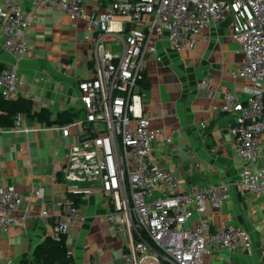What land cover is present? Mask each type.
<instances>
[{
  "label": "built area",
  "instance_id": "2783aa9c",
  "mask_svg": "<svg viewBox=\"0 0 264 264\" xmlns=\"http://www.w3.org/2000/svg\"><path fill=\"white\" fill-rule=\"evenodd\" d=\"M3 1L2 45L12 57L0 66V96L5 99L16 98L20 91L19 65L30 47L26 32L35 9L62 7L71 18H83L91 34L92 73L77 83L79 115L40 128L72 139L62 170L68 196L58 202L57 211L51 207L54 202L40 210L41 217L52 219L56 235L85 220L79 200L97 191L107 205L104 217L122 241L124 264H211L206 257L221 251L229 254L220 256L223 264H243L235 258L241 252H253L251 233L232 223L215 228L203 214L208 209L221 210L233 186L264 193V0H97L89 13L85 0H31L30 9L17 0ZM229 16L242 55L239 68L231 73L248 80L249 97L242 102L228 89L221 110L235 114L231 127L241 168L233 182L194 185L187 190L175 170L153 158L160 130L151 127L144 107L146 55L156 54L157 42L164 37L176 49L195 48L210 39L212 24ZM41 79L34 77L35 82ZM25 95L31 97L30 88ZM25 117L18 112L9 128L28 134L32 128L23 125ZM75 126L81 130L72 135ZM3 128L0 125V133ZM35 193L44 196L41 187ZM21 206L22 195L15 187L0 184V232L6 234L14 227L17 213L25 218ZM85 264L105 262L90 258Z\"/></svg>",
  "mask_w": 264,
  "mask_h": 264
},
{
  "label": "crops",
  "instance_id": "0c3cea01",
  "mask_svg": "<svg viewBox=\"0 0 264 264\" xmlns=\"http://www.w3.org/2000/svg\"><path fill=\"white\" fill-rule=\"evenodd\" d=\"M17 1L25 9L31 8V0ZM96 1L85 0V11L91 12ZM0 5H4L3 0ZM208 33L210 39L195 48L176 49L164 37L157 42V53L146 55L144 107L151 127L160 130L153 158L175 170L187 190L194 185L233 182L241 168L231 127L235 114L222 111L221 106L228 89L246 102L249 82L231 73L239 68L242 57L232 35L231 17L212 24ZM90 36L86 21L71 18L62 7L35 9L26 32L30 47L19 65L21 87L17 97H27L25 90L30 88L33 109L47 108L53 119L63 110L79 112L77 83L92 73ZM3 39L0 21V66L12 61L3 48ZM37 76L41 81H34ZM23 125L32 128L28 134L10 128L0 133V184H11L22 195L20 212L25 213V218L21 213L15 215V225L8 233L0 232V264L24 260L42 264L33 256V248L56 233L52 219L41 217L40 210L54 202L51 207L57 211L58 202L68 196L62 170L64 152L72 139L54 129L41 130L46 123L37 117L26 116ZM39 187L43 188L42 198L35 193ZM79 205L86 218L67 230V246L76 264H85L90 258L124 264L122 241L104 217L107 205L103 195L95 191L90 198L79 200ZM203 216L215 228L225 223L245 227L251 233L253 252H241L235 259L243 264H264V193L233 186L222 209H208ZM220 256L227 258L229 254L221 251L206 260L223 264Z\"/></svg>",
  "mask_w": 264,
  "mask_h": 264
},
{
  "label": "trees",
  "instance_id": "16d2710c",
  "mask_svg": "<svg viewBox=\"0 0 264 264\" xmlns=\"http://www.w3.org/2000/svg\"><path fill=\"white\" fill-rule=\"evenodd\" d=\"M142 85L143 87L147 85L145 79H143ZM18 112H23L27 117H37L39 121L48 125L66 123L79 115V112L63 110L58 112L57 117L53 119L47 108L34 110L30 98L20 96L14 99H5L0 96V125L2 127H11ZM67 237L66 232L45 237L34 246L33 256L42 264H76L75 258L67 246Z\"/></svg>",
  "mask_w": 264,
  "mask_h": 264
},
{
  "label": "rangeland",
  "instance_id": "374dc122",
  "mask_svg": "<svg viewBox=\"0 0 264 264\" xmlns=\"http://www.w3.org/2000/svg\"><path fill=\"white\" fill-rule=\"evenodd\" d=\"M80 117H82V116L80 115ZM80 130H81V127L80 126H77V127L75 126V127H72L70 131H71V134L72 135H75Z\"/></svg>",
  "mask_w": 264,
  "mask_h": 264
},
{
  "label": "water",
  "instance_id": "95a60500",
  "mask_svg": "<svg viewBox=\"0 0 264 264\" xmlns=\"http://www.w3.org/2000/svg\"><path fill=\"white\" fill-rule=\"evenodd\" d=\"M86 128H87V129L89 128V124H86Z\"/></svg>",
  "mask_w": 264,
  "mask_h": 264
}]
</instances>
